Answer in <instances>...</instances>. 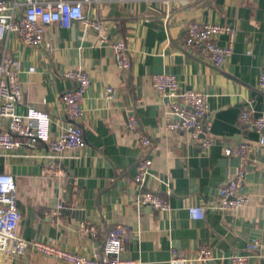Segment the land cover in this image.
Masks as SVG:
<instances>
[{"label": "crops", "instance_id": "obj_1", "mask_svg": "<svg viewBox=\"0 0 264 264\" xmlns=\"http://www.w3.org/2000/svg\"><path fill=\"white\" fill-rule=\"evenodd\" d=\"M84 13L86 20L74 21L70 28L46 27L51 48L26 44L18 32L0 28V61L11 57L20 67L21 111L35 106L49 112L53 140L72 123L61 96L76 83L64 73L81 68L91 78L85 115L78 122L85 146L66 150L60 158L43 143L35 149L0 150V173L13 175L18 187L19 236L95 257L109 229L125 224L133 235L124 255L140 264H169L173 249L196 257L202 244L211 247V257L187 264H231L233 252L249 255L250 264H264V144L253 122L264 116V91L259 88L264 0H93L84 3ZM192 21L236 28L234 53L222 67L188 52L185 35ZM98 26L108 29L107 38L99 35ZM121 38L132 55L127 71L117 66L111 47ZM228 42L227 34L218 38L220 45ZM157 73L173 74L181 88L209 95L206 116L212 120L215 143L208 150L188 132L166 128L169 102L153 85ZM107 87L116 89L115 100L106 98ZM244 109L253 118L249 123L241 119ZM130 112L152 137L146 188L168 196L170 212L137 203L142 189L135 182L136 163L145 151L128 128ZM242 143L254 148L241 189L250 202L221 211L216 208L220 188L241 166L240 156H227L225 148ZM53 169L65 174L45 173ZM191 206H204L205 218L192 219ZM254 239L260 246L250 251L247 245ZM0 264H7L1 252ZM11 264L68 263L31 245Z\"/></svg>", "mask_w": 264, "mask_h": 264}, {"label": "built area", "instance_id": "obj_2", "mask_svg": "<svg viewBox=\"0 0 264 264\" xmlns=\"http://www.w3.org/2000/svg\"><path fill=\"white\" fill-rule=\"evenodd\" d=\"M93 0H0V28L3 31H16L22 40L32 46L51 48L46 40V27L59 24L70 28L74 21H85L84 3ZM152 1V0H147ZM170 0H167V2ZM99 35L108 37V29L98 26ZM236 28L220 23L192 21L187 24L185 44L188 52L198 55L204 62L216 67H222L234 53ZM227 34L229 42L220 45L218 38ZM117 66L129 70L132 65V55L124 39H116L111 43ZM65 77L75 81L76 86L66 90L61 98L68 118L72 121L57 139L52 137V118L47 111L28 106L21 111L23 103V82L20 67L15 59L4 57L0 61V150L4 153L18 149H35L39 143L48 146L54 158L69 149H79L85 146L86 139L82 127L78 124L85 115L83 103L91 86V78L81 68H72L64 73ZM153 85L159 94L169 102L166 113V128L170 131L188 132L193 140L200 141L202 147L208 150L215 140L211 136L212 120L206 115L209 107V95L195 89H183L179 80L173 74L157 73L153 76ZM259 88L264 91V68L259 76ZM116 89L107 87L105 96L108 100L116 99ZM244 123L252 121L251 113L244 109L241 114ZM128 128L139 137V143L145 151L136 163L135 182L142 189L137 197V203L149 205L161 212H170L168 196L146 188V180L151 172L153 159L148 156L152 145V137L142 127L139 118L133 112L127 114ZM259 142L264 144V116L253 119ZM249 143L226 147L227 156L237 154L241 158L234 179L224 184L219 191L216 208L221 211L236 210L249 204L248 195L241 193L244 186L248 156L253 151ZM47 174L63 176L64 169L50 170ZM170 194V192H168ZM18 187L13 175L0 173V252L7 258V264L12 258L25 256L28 248L35 249L45 255L62 259L68 264H140L134 258L124 255L125 244L133 235L130 225L116 224L110 228L103 244L102 251L95 257L75 254L47 242H34L21 238L18 233L21 212L18 207ZM63 205H59L62 208ZM189 214L192 219H204V206H191ZM95 234V230H92ZM260 242L257 239L248 243L250 251H257ZM196 257L189 258L177 249H173L169 264H187L191 260L202 261L211 257L209 245H200ZM231 264H250V256L233 252L229 256Z\"/></svg>", "mask_w": 264, "mask_h": 264}]
</instances>
